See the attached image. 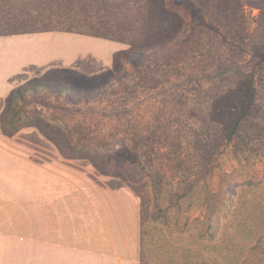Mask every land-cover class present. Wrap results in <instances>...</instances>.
Returning <instances> with one entry per match:
<instances>
[{
    "label": "rangeland",
    "instance_id": "obj_1",
    "mask_svg": "<svg viewBox=\"0 0 264 264\" xmlns=\"http://www.w3.org/2000/svg\"><path fill=\"white\" fill-rule=\"evenodd\" d=\"M143 1L113 0L107 10L96 1L73 0L71 4H90L102 11L97 15L60 13L52 22L116 39L132 30L130 41H144L146 37L138 33ZM192 2L215 29L198 26L183 6L165 0L167 15L178 32L165 49L151 48L144 51L145 57L122 63L116 75L119 82L110 80L107 91L89 103L67 92L39 88L26 94L28 117L17 124L21 127L12 137L0 133V146L14 150L9 154L17 157L27 147L51 144L57 149L37 127L25 125L38 118L45 131L59 136L64 151L76 158L68 160H86L93 167L91 160L121 176H106L93 167L135 195L145 222L158 212L167 213L162 221L171 231V244L188 251L190 264L195 258L201 262L195 238L207 229L208 206H217L213 208L217 221H211L214 227L209 229L216 233L212 240L202 241L203 262L264 264V238L257 233L260 226L248 219L249 215L258 220L264 216V0ZM59 8L53 10L60 12ZM78 36L111 43L114 53L129 49L120 42ZM148 36L150 42L156 40ZM92 44L88 53L94 55L97 50L106 56V49ZM222 70L225 73L217 76ZM249 78L255 87L251 111L233 141L220 143L219 127L211 119L214 106ZM55 82L67 86L72 76L58 74L46 80ZM122 145L139 155L138 163H107V154ZM83 155L88 158L80 159ZM227 190L233 193L226 194ZM211 195L217 205L207 204ZM7 235L15 239L14 233ZM11 259L7 258V264L14 263Z\"/></svg>",
    "mask_w": 264,
    "mask_h": 264
},
{
    "label": "crops",
    "instance_id": "obj_2",
    "mask_svg": "<svg viewBox=\"0 0 264 264\" xmlns=\"http://www.w3.org/2000/svg\"><path fill=\"white\" fill-rule=\"evenodd\" d=\"M87 38L0 36V115L12 90L49 70L90 77L109 70L113 45ZM92 43L106 56L88 53ZM23 149L17 157L0 146V264L9 256L11 264H140V205L132 192L51 144Z\"/></svg>",
    "mask_w": 264,
    "mask_h": 264
},
{
    "label": "trees",
    "instance_id": "obj_3",
    "mask_svg": "<svg viewBox=\"0 0 264 264\" xmlns=\"http://www.w3.org/2000/svg\"><path fill=\"white\" fill-rule=\"evenodd\" d=\"M92 1H96L97 5H103V7L106 6L105 8H107V10L108 8L111 9L113 7L107 4L108 2L111 3L113 0ZM71 2L68 3L67 0H0V36L43 32H67L120 42L128 45L129 49L115 52L112 55V67L97 76H85L73 70L52 69L45 73L42 77L32 79L23 86L12 90L5 100V107L0 115L1 132L7 137H12L14 134H16L21 127V125L19 126L17 124L28 117V114L26 115L24 108L27 100L25 98L27 96L26 94L34 92L39 88L43 90H51L57 94L67 92L73 97H83L84 102L89 103L96 100L99 95L104 94L107 91L109 87L108 82L110 80L119 82V80L116 78V75L122 70V68H120L122 63H132L136 58L145 57L146 52L144 51L151 48H156L155 51L163 50L165 49V45H169V42L172 39L177 38L178 32L175 30L170 17L167 15L170 13V11L166 9L167 7L165 0H144L143 6L139 8L142 13L139 15L140 26L138 33H142V36L146 37L144 38V41L140 39H136V41L133 39V41H130L127 37H130V34H133L132 30H128V33L123 39H116L112 38V36H100V34L93 32H84L82 27L72 28L68 24H65L66 27L64 28L62 26L64 24L61 22L55 25L52 21L56 17H60V13H66V15L69 14V16H72L78 12L83 13L84 15L92 13L97 15L100 14V11H102L101 8H95L90 4L80 7L79 5L77 6V4H71ZM86 2L90 3V0H86ZM171 2L175 5L183 6L190 15L191 19L195 21L198 26L210 30L215 29L206 21L201 9L197 7L192 2V0H171ZM62 4L63 6L61 7ZM53 5H59L60 12H58V10H53ZM61 17L63 19L65 18V16ZM171 33L172 36L169 38ZM148 35L155 36L156 40L154 42H150ZM225 71L226 70L218 71L217 76L223 75ZM58 74H60V76H64L66 74L72 76L71 84L66 86L58 82H55L54 84L46 83L47 78H52L54 75ZM85 87H89L90 90L84 91ZM95 89L97 90L93 91ZM90 96L93 98L89 99ZM254 99L255 87L253 86V79L249 78L245 83L239 86L235 93L229 94L219 103L215 104L211 119L212 122H214L219 127L220 143L222 142L228 144L233 141L242 120L250 113ZM220 104H225V106H221ZM21 114L23 116H21ZM35 119L36 120H31L25 125L37 127L48 140L54 143L64 158L74 159L75 157L73 155L67 154L64 151V146L59 143V136L53 135L51 132H46V128H43L41 124L38 123V118ZM79 158L87 159L88 157L83 155ZM106 159L107 163L111 162L113 165H115L118 162L136 164L140 158L137 153L133 152L126 145H122L121 147L112 151L110 154H107ZM90 162L92 163L93 167L101 174L122 178L121 176L116 175L114 172L111 173L110 170L103 169L102 164L92 162L91 160ZM126 184L132 188L131 184H128L127 182ZM232 193V190L226 191V194ZM207 204L217 205L216 202H213V195H211L210 200H207ZM208 207L211 208L207 212V229L205 231L199 232L195 238V240L197 239L198 246L197 256L201 262H198L197 258H195L192 264H205L203 262V254H201L203 249L202 241L204 239H207L208 241L212 240L216 233L215 230L210 232L209 229L214 227L212 224H210V222L212 221L213 223H216L217 221L213 219L215 215L213 208H217V206ZM166 214L167 213H163L160 215V212H158L150 217V220H147L146 222L141 214L140 264H190V256L188 255V251L185 249H181L180 251L178 246H172L171 244V231H167L163 225L164 222L162 221ZM248 219H250L256 227H258V225L260 226V229L258 227L257 233L260 234L262 238H264V216H260V219L258 220L257 216L254 218L249 215ZM176 231L177 233L175 232V234L179 235L180 230L177 229ZM207 232L209 234H207ZM176 238H178V236ZM207 264H210V262Z\"/></svg>",
    "mask_w": 264,
    "mask_h": 264
}]
</instances>
